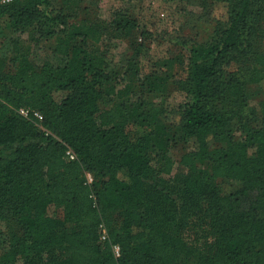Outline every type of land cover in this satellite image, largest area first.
<instances>
[{"label":"trees","instance_id":"16d2710c","mask_svg":"<svg viewBox=\"0 0 264 264\" xmlns=\"http://www.w3.org/2000/svg\"><path fill=\"white\" fill-rule=\"evenodd\" d=\"M178 1L215 24L188 46L175 86L186 99L169 116L175 72L143 74L137 47L120 67L96 48L134 36V14L0 0V226L19 230L0 264H264V121L246 113L247 87L264 80V0ZM41 47L56 62L40 60ZM176 135L191 149L174 178Z\"/></svg>","mask_w":264,"mask_h":264},{"label":"rangeland","instance_id":"374dc122","mask_svg":"<svg viewBox=\"0 0 264 264\" xmlns=\"http://www.w3.org/2000/svg\"><path fill=\"white\" fill-rule=\"evenodd\" d=\"M9 0H2V2ZM64 0H58L63 3ZM71 1V0H69ZM87 4L93 5L98 17L109 20L112 14L118 10H127L137 18L139 30L134 36L111 38L105 37L96 45L99 50H106L112 64L120 67L135 54V47L140 48V69L143 74L152 72L154 69L169 70L175 72L168 82V96L165 107L169 116H173L179 105L186 99V93L182 87H175L178 81H183L186 75L187 50L190 43L203 42L209 39L213 25L215 24L197 5H187L178 0H86ZM225 11L218 7L214 16L223 18ZM143 31V34L141 33ZM23 39L27 35L22 36ZM185 43V45H184ZM41 59L48 58L56 62L48 50L41 47L36 50ZM175 60L170 68L162 67L161 62ZM181 62V64L179 63ZM180 66V67H178ZM66 93L56 92L53 100L60 102ZM248 105L247 115L251 118V125L258 126L264 121V80L247 87ZM235 140L240 141V133L235 134ZM224 146V144H222ZM191 148L184 144L178 135L169 149L168 155L173 160L171 177H177L186 170L182 169L179 162L182 155ZM154 168H158L156 160H153ZM51 215H56L58 208L50 209ZM18 226L15 220L4 219L0 226V254L4 252L6 238L18 234Z\"/></svg>","mask_w":264,"mask_h":264},{"label":"built area","instance_id":"2783aa9c","mask_svg":"<svg viewBox=\"0 0 264 264\" xmlns=\"http://www.w3.org/2000/svg\"><path fill=\"white\" fill-rule=\"evenodd\" d=\"M19 113H20L22 116L26 117V118L29 117V116L32 114L34 117L38 118L39 120L41 119V115H40L38 112H36V111H31V110L26 109V108H21V109L19 110ZM66 158H67L68 160H74V159L76 158V156H75V154H74L70 149H68V150L66 151ZM86 178H87V182H88V183H91V181H92V176H91L90 174H86ZM104 237H105V232L103 231V236H102V238H104ZM114 253H115L116 256H119V249H118L117 246H114Z\"/></svg>","mask_w":264,"mask_h":264}]
</instances>
